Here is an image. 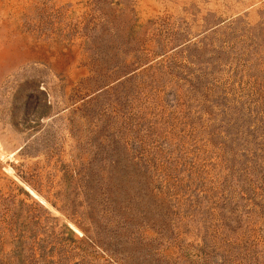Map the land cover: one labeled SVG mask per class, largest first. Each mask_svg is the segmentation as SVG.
<instances>
[{"label": "rangeland", "instance_id": "rangeland-1", "mask_svg": "<svg viewBox=\"0 0 264 264\" xmlns=\"http://www.w3.org/2000/svg\"><path fill=\"white\" fill-rule=\"evenodd\" d=\"M0 264H264V0H0Z\"/></svg>", "mask_w": 264, "mask_h": 264}, {"label": "bare ground", "instance_id": "bare-ground-1", "mask_svg": "<svg viewBox=\"0 0 264 264\" xmlns=\"http://www.w3.org/2000/svg\"><path fill=\"white\" fill-rule=\"evenodd\" d=\"M30 190V189H29ZM31 194H35V192H33L32 190H30Z\"/></svg>", "mask_w": 264, "mask_h": 264}]
</instances>
